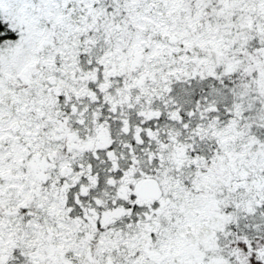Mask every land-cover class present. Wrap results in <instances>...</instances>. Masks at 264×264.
Segmentation results:
<instances>
[{"label":"snow or ice","instance_id":"1","mask_svg":"<svg viewBox=\"0 0 264 264\" xmlns=\"http://www.w3.org/2000/svg\"><path fill=\"white\" fill-rule=\"evenodd\" d=\"M0 264H264V0H0Z\"/></svg>","mask_w":264,"mask_h":264}]
</instances>
